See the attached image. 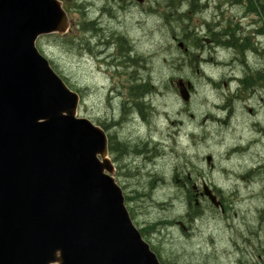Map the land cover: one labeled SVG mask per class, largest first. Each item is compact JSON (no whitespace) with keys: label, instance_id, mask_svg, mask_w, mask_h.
<instances>
[{"label":"water","instance_id":"95a60500","mask_svg":"<svg viewBox=\"0 0 264 264\" xmlns=\"http://www.w3.org/2000/svg\"><path fill=\"white\" fill-rule=\"evenodd\" d=\"M69 29L60 0H0V264H162L113 177L106 132L77 116L80 95L37 49Z\"/></svg>","mask_w":264,"mask_h":264},{"label":"rangeland","instance_id":"374dc122","mask_svg":"<svg viewBox=\"0 0 264 264\" xmlns=\"http://www.w3.org/2000/svg\"><path fill=\"white\" fill-rule=\"evenodd\" d=\"M86 1L62 0L65 8L70 9L71 29L80 36H83L78 28L82 20L81 11L74 8V4ZM84 11L89 14L86 8ZM160 13L163 14L164 11ZM95 15L96 12L93 13ZM121 21L122 28L124 26L132 39L136 40L135 47L144 65L143 78L150 76L152 85L156 86L154 102L157 112L153 121L156 138L164 140L161 135H169L165 140L167 154L160 156L156 162L159 169H117L114 175L130 197L137 190L152 192L153 202L146 200L135 203L140 218L138 228L141 230L144 222L185 217L188 205L185 195L177 191L176 186L184 184V179L189 177L195 184L196 191L193 194L198 195L197 203L207 214L203 219L207 221L198 220L193 224L192 237L188 242L178 225L177 228L162 230L157 236L148 234L149 242L160 245L166 259L171 262L179 260L193 264H242L259 260L258 257H263L264 261V232L260 229L258 214V210L264 208V177L248 176L259 162L264 161V136L259 133V129L254 128L256 122L264 124V111L259 112L257 109L253 114V109H248V112L244 105L238 104L229 123L214 121L227 119V114L222 113L219 106L224 104L221 93L227 92L229 87H226L227 82H223L224 86L217 90L207 79L210 77L218 83L223 77L232 75L233 68L229 66V61L233 59V51H227L224 60L228 63L224 67H210L211 62H205L208 65L203 63V68L200 65L192 67L193 57H189L187 61L185 51L180 49L159 15L145 19L143 11L132 10ZM176 33L181 35L179 30ZM200 33L204 34L205 30H200ZM40 45L48 60L54 62L74 89L82 93L83 104L79 116L96 123L107 120L112 123L109 118L113 113L121 111L122 105L115 95L110 96V87L113 88L119 80L112 79V71L84 53L93 48L87 44L81 48L84 52L74 51L62 42L45 37ZM95 52L98 53L97 48ZM191 53L196 54L198 60L201 56L209 57L208 50H191ZM147 64L150 69L145 68ZM236 70L235 75H240L241 68ZM179 78L189 82L193 89L194 96L189 104H185L179 96L175 83ZM236 88L237 85L234 84L230 90ZM252 105L259 108V102L255 101ZM137 126L138 124L124 127L119 135L122 137L129 134L136 138ZM236 146L246 147V152L231 154L230 151ZM208 157L213 159L211 165L207 164ZM194 165L199 169H187V166ZM176 167L180 169H175ZM176 170L182 178L175 180ZM203 184H207L213 191L217 190L226 200V208L232 210L230 213L226 212L228 220L222 219L225 216L219 210L212 212L207 209L209 203L201 199L199 194ZM214 213L217 215L211 216ZM211 220L218 225L210 222ZM212 234L215 235L214 245L201 243L203 237ZM236 240L247 248L241 250L247 258L240 257L235 250ZM244 240L250 242L244 243ZM201 247L204 248L203 251Z\"/></svg>","mask_w":264,"mask_h":264},{"label":"flooded vegetation","instance_id":"af4514ba","mask_svg":"<svg viewBox=\"0 0 264 264\" xmlns=\"http://www.w3.org/2000/svg\"><path fill=\"white\" fill-rule=\"evenodd\" d=\"M81 7L86 8L91 14L90 17H92L90 19L92 25L89 28L90 33H88L89 47L98 49L97 56L88 53L90 59L96 60L106 67L111 66L113 69L115 67L119 68L123 75L129 76L127 79L129 80L130 78L131 82H135V80L140 83L143 82V77L141 75V60L136 62L138 58L140 59L135 47L136 40L132 39L128 31L124 29V26L122 28L123 24L121 18L132 10L133 12L143 11L147 18H151V14L152 17H155L158 7H165L167 9L172 8L173 11H175L172 18H175V13L177 12L183 15L184 19L189 20L190 24L188 27L190 29L200 28L203 30H214L211 36L217 41L218 39L215 33L225 31L228 28L234 29L236 26H239V28L245 32L252 28H254L256 32L260 30L261 36L256 35V38H260L264 41V0H245L243 11L242 8H240L242 6L234 5L231 0H144L142 4L136 0H87L86 3L81 2ZM95 12L96 15L93 16ZM109 13L112 14L109 15ZM245 24L246 27H244ZM93 25L97 28V32H94ZM234 37L235 34L233 32L231 34V40ZM205 38H203V41L206 40ZM208 42V45L215 44V40L212 39ZM261 46L262 50H260V53H250V55L246 57L244 68H241L235 60H230L229 66L233 68L234 73L237 71V68H241L242 75L245 74V66L252 69L255 78L252 76L250 79L256 85V89L253 90L252 99L258 97L256 91H259L261 107L264 110V42H262ZM213 56L212 54L209 55V59H204L202 62H213V64L216 65L217 60L214 59ZM237 58L239 59L238 56ZM234 62L236 63L234 64ZM145 68L150 69L148 64ZM107 69L109 70L108 67ZM258 75H260V78ZM148 81H152L150 76L148 77ZM144 82L143 84H146V80H144ZM244 83L248 86L246 82ZM247 83L249 84L250 82L247 81ZM259 83L260 86H258ZM146 85L143 87L144 91H147ZM124 87L125 85L120 86L121 89ZM148 88L151 89V91H149V96L153 97V87L148 85ZM135 89L140 91V86H136ZM130 90L131 89H129V91ZM252 99L248 101L250 102ZM146 104H150L153 107L150 101H147ZM133 105L134 108H136L134 103ZM135 120L139 122V135L136 138L131 135H129V137H126L127 135L122 136L124 139L119 137L121 140L125 141L123 142V156L117 169H159V167L156 166L157 161L155 158L160 154V156L167 154L165 150V140L168 139L169 135H161L164 142L161 141L156 144L152 141L153 135L151 131H153V128L150 119L137 116ZM120 126L121 124L118 123L116 127ZM262 130L264 131V125ZM140 131H148V133L143 134ZM136 220L139 221V218L137 217ZM191 228L192 225L187 222L183 226L187 235L190 234L188 231ZM214 236L215 235L212 234L208 237H203L201 243L214 245L216 243V241H214ZM248 242L250 241L244 240V243ZM201 248L203 251L204 248ZM234 248L235 250L247 249L240 245L239 240H236ZM241 257H244L243 254Z\"/></svg>","mask_w":264,"mask_h":264},{"label":"trees","instance_id":"16d2710c","mask_svg":"<svg viewBox=\"0 0 264 264\" xmlns=\"http://www.w3.org/2000/svg\"><path fill=\"white\" fill-rule=\"evenodd\" d=\"M231 1L233 2L234 5L242 6L240 8L244 9L243 6H244L245 0H231ZM169 10L170 11H164V13L162 14V13H160L161 10L158 9L157 14L161 18H163L165 26L172 33L174 40L184 43L187 47L189 46L190 50L202 51L205 47V43L202 41V38L198 37V35L196 33L197 29H189V27H188V24H190L189 20L184 19L183 15H180L177 12L175 13V18H171L170 15L172 16V14L175 11H173L172 8H169ZM80 11H81V19L82 20L78 24V28H79V32H81L83 34V36L75 34L72 30L70 33H68L67 35H64V36L51 35V36H48L45 38L53 39L56 42H62L63 44L68 46L70 50L84 52V50H81V48H83V46H87L86 36H87L89 28L91 27L92 24L89 23L90 20H89L88 14H86L83 9H81ZM92 27L94 29V32H97V28L94 25ZM176 30H179L181 32V35H177ZM99 32H100V30H99ZM233 32L235 34V37L231 40V34ZM213 33H214V30L208 29L207 35L209 36L210 39L215 40V44L211 46L212 49H216L217 47L224 48L226 50L229 49V50H233L235 55H242V56H246L248 50H255L254 49L255 46H254L253 41L240 34L239 26H236V28H234V29L228 28L225 31L215 33L218 41L214 37L211 36V35H213ZM223 33H226V34H223ZM40 41L38 43V47H39L40 51L43 53V51L41 50ZM189 55H190V57H193V55H191V53H189ZM239 59H241V62L243 63V68H244V63L246 62V58L240 57ZM140 60L141 59L138 58V60L136 62H138ZM51 64L54 67V69L58 72V74H60L61 77L68 83V85L70 87H72V85H70L69 81L59 72L57 67L54 65V62L51 61ZM140 64H141V61H140ZM245 68H246V71H245L246 76L244 75V78L241 81L242 88L245 91L256 89L255 83L250 79L254 75L252 69L251 68L249 69V67H247V66H245ZM258 77L260 78V75H258ZM253 78H255V76H253ZM247 81H249L250 83L248 84ZM244 82H246V84L248 86H246ZM258 86H260V83ZM146 88H147V91L149 92L150 90L148 89V86H146ZM141 89H143V87H141ZM131 97L137 99V98L143 97V95L140 93H133L131 95ZM237 97L239 98V96H237ZM139 111H140V113H142L145 116H146V114H148V111L145 109H143V110L140 109ZM144 111H145V114H144ZM148 118H150V117H148ZM98 123L100 124L101 127L106 129L105 125L103 123L101 124L100 121ZM123 146H124L123 143H121L115 135H111V137H110V153L113 156L115 162L119 161L122 158ZM252 175L264 177V165L262 163H260L256 168H254V170H252L248 173V176H252ZM180 178H182V176L180 175V172L178 170H176L174 179L176 180V179H180ZM262 182L264 183V180ZM193 184L194 183L189 179V177H186L184 179V184H178L176 186L177 191H179L181 194L185 195L186 202L191 205V209L196 208L195 207V196L193 194L194 190L192 189ZM143 194L144 193L141 192V190H137L134 193L133 197L130 198L129 196H126L127 205H129L130 202H136V204L138 202H142L143 198H144ZM158 206H160V205H158ZM194 213H195V215L198 214L197 211H194ZM260 213L261 214L263 213L261 215V219H262V222H264V208L261 209ZM132 216L135 219V216L133 215V213H132ZM166 221H171V220H166ZM166 221H160L158 224H156L154 226H151L149 224V225H147V227L144 230H141V233L146 238V240L149 242V239H148L149 235H147L148 232L152 231L155 233L157 231V228H159L158 229L159 233H161V231L163 230L162 228H167V227H161V229H160V227L158 225L161 224V226H163ZM172 223L173 222H171V224ZM152 249H153V251L156 252V254L158 255L162 264H193L192 262L186 263L185 261L180 262L179 260H177V261L175 260L173 262L168 261V259H166L165 255H164V251H163L162 247L153 245Z\"/></svg>","mask_w":264,"mask_h":264},{"label":"bare ground","instance_id":"6f19581e","mask_svg":"<svg viewBox=\"0 0 264 264\" xmlns=\"http://www.w3.org/2000/svg\"><path fill=\"white\" fill-rule=\"evenodd\" d=\"M112 13H109V15H111ZM231 48V47H230ZM243 52V51H242ZM244 53V52H243Z\"/></svg>","mask_w":264,"mask_h":264}]
</instances>
